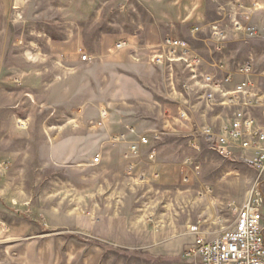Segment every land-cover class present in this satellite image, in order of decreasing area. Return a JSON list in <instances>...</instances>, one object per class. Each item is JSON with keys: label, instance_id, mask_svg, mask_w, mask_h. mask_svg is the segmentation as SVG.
<instances>
[{"label": "rangeland", "instance_id": "374dc122", "mask_svg": "<svg viewBox=\"0 0 264 264\" xmlns=\"http://www.w3.org/2000/svg\"><path fill=\"white\" fill-rule=\"evenodd\" d=\"M241 2L246 9L237 19L246 30L243 38L230 33L224 40L214 39L221 43L210 44L209 28L201 43L191 48L204 61L203 71L210 64L229 65L232 70L250 64L252 80L264 92V28L257 29L264 25V0H214L208 21L217 23L224 36L234 22L233 6ZM126 3L0 0V264H22L20 256L25 254L9 247L30 244H50L45 259L57 264H196L187 257L188 251L200 240L216 239L230 229L236 210L253 192L261 196L264 219V172L246 166L239 154L228 158L216 153L205 139L200 138L199 150L191 147L195 129L221 125L233 111L219 105V93H214L215 103L208 104L210 90L191 79L183 65L155 66L150 63L152 49L145 48L137 58L147 66L140 67L144 76L134 78V92L125 81L119 85L114 108L78 106L81 91L87 103L116 94L109 71L79 61L102 48V36L113 37L119 31L111 25L84 29L88 21L101 10L102 19L116 22ZM219 7L223 20L215 14ZM144 16L147 19V14H136L135 19ZM195 28L193 34L201 30ZM86 33L93 36L84 37ZM122 72L120 76L127 74ZM165 74L168 96L160 92ZM145 78L152 82L150 87L144 85ZM182 90L185 100L177 105L174 95ZM181 105L186 120L179 119ZM102 111L108 113L107 120ZM121 118L138 126L140 134L158 132V141L153 142L157 177L152 172L145 179L136 171L127 174L124 150L111 151L105 144L103 129L108 125L110 133L117 134L116 120ZM99 155L102 164L93 167ZM188 159L198 171L183 169ZM57 208L69 211L76 224L81 220L90 230L98 222L100 230L112 229L113 236L71 234L59 244L45 223L46 214ZM107 217L116 225L100 222ZM192 227L198 233H191Z\"/></svg>", "mask_w": 264, "mask_h": 264}, {"label": "built area", "instance_id": "2783aa9c", "mask_svg": "<svg viewBox=\"0 0 264 264\" xmlns=\"http://www.w3.org/2000/svg\"><path fill=\"white\" fill-rule=\"evenodd\" d=\"M213 39L222 40V32L217 23L210 24ZM195 28L193 31H197ZM125 45L118 43L115 49H122ZM150 62L164 69H173L177 64L183 65L191 73L200 87L210 90L207 102L215 103V94L219 93V105L231 109L230 118L223 124L195 129L192 132L191 147L199 150L200 138L205 139L216 153L231 158L240 155V160L249 168L264 172V92L259 90L258 84L252 80L253 69L250 64L237 66L234 70L225 64H210L203 71L202 58L191 48L190 44L179 38L166 37L152 48ZM82 62L89 61L87 55L81 57ZM228 69H227V68ZM222 73L218 77L215 73ZM239 81H236V80ZM186 89L187 86H184ZM257 90V91H256ZM257 92V93H256ZM263 93V94H262ZM179 119L186 120L187 112L183 105L179 107ZM107 115L102 111L101 117ZM128 132L136 137L130 144L129 152L134 158V164L129 165V171L142 164L138 171V178L145 179L146 174L152 172L157 177L154 168L157 166V154L153 142L158 141L156 133H137L134 128ZM111 141L118 143L120 137H111ZM102 163L100 156L93 159L92 165ZM191 161L182 163L184 170L198 171V167H191ZM0 165V178L2 176ZM190 179L185 176L183 182ZM245 199L242 206L236 210L235 220L230 229L221 236L210 241L200 240L191 248L187 257L194 259L197 264H264V219L262 213V199L256 191ZM197 227L190 228L191 233H198ZM198 260V261H197Z\"/></svg>", "mask_w": 264, "mask_h": 264}, {"label": "crops", "instance_id": "0c3cea01", "mask_svg": "<svg viewBox=\"0 0 264 264\" xmlns=\"http://www.w3.org/2000/svg\"><path fill=\"white\" fill-rule=\"evenodd\" d=\"M212 1L214 0H127L126 5L122 7L121 11L117 13V17L119 19L115 20L116 22H108L107 20L102 19V11L100 10V15L97 11L96 15L98 16H96L93 21H88V24L85 25L84 29H102L110 27L109 25H111L116 27V29L119 31H117L113 37L110 35L107 37L102 36V40L100 41L102 48L94 53V55H87L89 57V61H79V63L92 64L93 67L96 66L104 72L109 71L112 75L109 82L111 85V90L116 92V94L112 95V99L110 100L96 98L95 100L89 101L90 103H87L86 95L84 96L83 94L85 92L82 93L80 90V105L78 106L83 109L92 108L95 110H98L99 108H101V110L102 108H114L120 97L119 94L117 95L119 85L125 81L134 92V87L136 86V81L134 78H136V76L140 77V75L144 76V74H142V68L140 67H142L141 65L147 66L146 64L138 63L141 62L142 59H138L137 56L139 53H141V51L145 50V48H155L161 39L167 36L177 37L187 41L191 47H193V43H201L200 39H202L203 33L206 32L209 29L210 24H212L211 21H208L207 17L209 9L208 7L212 6ZM242 5L243 3L233 6L234 12L231 15V18L233 17L234 22L232 23V26H227L226 32L224 33V38L222 40L231 36L230 33H232L234 36H240L242 38L246 34L245 27L240 24L237 19L239 13L244 14V11H242L243 8L246 9L245 6ZM220 8L221 7L217 9L215 14L217 17H219V20H223L225 15L220 13V10H223V8ZM261 13L263 14L264 12ZM136 14H147V19H145L146 16L143 17V20L135 19ZM236 23H238L239 29L236 28ZM194 27L201 29V32L199 31L196 34H193L191 30ZM262 28H264V25L257 26V29ZM89 34L86 33L83 36L87 37ZM91 36H93V34H91ZM79 37L81 38V35ZM206 42L210 44L221 43L214 41L213 38L206 40ZM118 43H123L125 46L122 49L116 50L115 45ZM143 60L147 59L144 58ZM223 61L224 59H222L221 62ZM151 69L154 70L153 68ZM121 71L127 72V74L122 72L124 75L122 74V76H120ZM165 76L166 82L163 81V84H160V92H162V95L168 96L170 93V84L167 82L166 74ZM143 83L144 85L150 87L152 82L145 78ZM143 92L149 93L145 89H143ZM179 92L180 93L178 97L174 95V99H178L176 100L177 105L184 103L185 100L183 97L184 91L182 90ZM54 94V90L49 92L47 98L48 102H51V98H53ZM131 96L132 95L127 94L128 98H132ZM162 103L166 102L163 101ZM214 117L216 118V115ZM104 119H108V113ZM111 120H113V117ZM116 121L119 127L117 134L110 133L112 129H110L108 125L103 129L104 138L106 137L107 140L105 144L111 147V151L116 150L118 152V150H124L125 153L123 156L126 155V158L129 160L126 166L127 174H131L134 171L138 172L139 169L142 168V164L138 165L134 170L129 171V165L134 164V158L130 155L129 147L130 144L136 140V137L128 132L129 128H134L137 133H140V131L137 130L138 126L135 128L136 126L134 127L128 125L131 123L129 119L126 120L121 118L119 121ZM163 122L166 123V120ZM111 137H120L121 141L114 143L111 141ZM9 155L12 157L11 154ZM156 168L157 167L154 168L155 173L157 171L155 170ZM105 169H107V167H105ZM62 210L63 211L61 212L60 208L53 209L45 216L46 226L50 230V233L54 234L55 237L58 238L57 241L59 244L66 235L71 234L84 237L94 236L102 238L113 236L112 229L110 232L100 230L98 228V222L97 224L95 223V227L90 230H88L86 225H84L81 220H79V224H76L74 219H72L70 212L65 211L64 209ZM100 222H107L108 224L110 223L116 225L114 218L110 217L101 218ZM9 248L14 249L13 252L25 254L20 256L21 258H24V261H26L24 264H57V262L47 261V259H45V254L50 253L51 251L50 249L52 246L50 244H30L27 246L13 245ZM24 261H22V264Z\"/></svg>", "mask_w": 264, "mask_h": 264}, {"label": "bare ground", "instance_id": "6f19581e", "mask_svg": "<svg viewBox=\"0 0 264 264\" xmlns=\"http://www.w3.org/2000/svg\"><path fill=\"white\" fill-rule=\"evenodd\" d=\"M23 127V126H22Z\"/></svg>", "mask_w": 264, "mask_h": 264}]
</instances>
